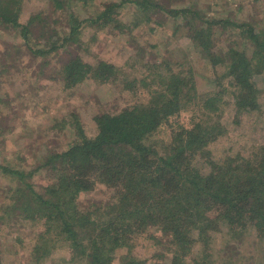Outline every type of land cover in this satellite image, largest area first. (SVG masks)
<instances>
[{"label":"trees","instance_id":"trees-1","mask_svg":"<svg viewBox=\"0 0 264 264\" xmlns=\"http://www.w3.org/2000/svg\"><path fill=\"white\" fill-rule=\"evenodd\" d=\"M27 1L0 0V31L19 39V46L40 61L43 71L62 50L64 54L72 46H82L85 25L122 32L125 27L118 16L129 4L138 7L143 22H152L150 12L155 9L182 20L196 52L214 69H222L217 89L201 94L195 74L183 62L148 63L154 70L139 81L148 90L146 103L96 114L93 136L76 114L61 118L52 126L45 153L34 156L31 165L1 157L0 179L5 188L0 186L4 200L0 228L16 232L33 228V245L24 252L27 260L153 264L136 253L145 239L162 246L161 242L167 243L165 254L171 264H217L216 257L227 251L222 243L221 249L216 247L219 235L240 240L249 233L262 244L264 145L229 154H213L212 147L227 133L223 115L231 103L239 115L263 113L264 27L255 21L208 19L198 9L166 7L157 0H121L104 3L101 13L87 21L70 14L68 32L49 31L42 12L23 15ZM53 1L57 11L65 10L69 0ZM226 27L237 30L239 37L234 46L217 51L216 28ZM63 61L50 70L49 78L66 90L87 80L117 83L125 73L104 60L91 64L76 55ZM137 83L126 88L135 90ZM184 112L192 113L191 128L174 126ZM167 126L171 141L160 146L154 138ZM37 177H43V182L38 183ZM99 186L110 191L108 203L80 199L82 194L92 197ZM60 251L66 254L57 257Z\"/></svg>","mask_w":264,"mask_h":264},{"label":"rangeland","instance_id":"rangeland-1","mask_svg":"<svg viewBox=\"0 0 264 264\" xmlns=\"http://www.w3.org/2000/svg\"><path fill=\"white\" fill-rule=\"evenodd\" d=\"M119 1L121 0H91L84 3L82 0H69L65 10L56 11L53 0H29L23 5V15L29 17L42 12L43 21L46 19L50 27L49 31L64 29L68 32L70 14L73 13L77 19L87 21L88 18L101 13L104 3ZM157 1L162 6L176 9H198L212 20L238 24L255 21L264 27V0ZM150 13L154 16L152 22L147 23L143 22L141 11L136 5L129 4L122 8L118 16L125 27L122 32L112 27L98 30L85 25L80 36L82 46H72L64 54L62 50V55L54 58L52 66L47 67L46 71L41 70L39 60L34 61L29 51L19 46V39L15 40L13 36L0 31V158L5 156L14 163L27 160V164L31 165L34 156L45 153L44 144L49 143L53 137L52 126L72 113L80 118L89 136L95 135L96 114L117 113L135 104L147 102L148 90L139 81L154 70L149 64L160 63L163 59L170 62L178 60L186 64L195 74L194 82L201 94L215 91V83L219 80L217 78L222 69H214L196 52L182 20H173L156 9ZM138 22L141 24L135 28ZM238 33L232 27L221 30L216 28V50L234 46L239 37ZM76 55L91 64L101 60L107 61L122 68L125 73L117 83L99 84L87 80L72 90H66L59 81L50 80V70L60 67L61 61ZM136 81L138 83L135 90L126 88L127 84ZM262 112L239 115L233 103L227 106L223 115L227 133L213 145V154H229L263 146L264 109ZM191 117L192 113L184 112L174 121V126L181 124L191 128ZM168 126L154 138L160 146L171 141V128ZM37 178L38 183L43 182V177ZM4 184L0 179V186L4 187ZM2 193L0 190V206L4 201L1 199ZM110 194L105 186H99L92 197L82 194L80 199L84 202L89 199L90 203L105 204L110 201ZM8 231L10 230L0 228V264H35L31 260L28 261L24 253L33 245V228L25 227L19 232ZM19 239H22L24 244H21ZM218 241L219 244L215 246L220 248L226 245L227 251L216 257L217 264H262L260 262L264 261V242L260 244L249 233L240 240L233 236L219 235ZM161 243L163 246L143 239L136 253L142 258H149L153 264L158 261L171 264V259L165 254L167 243ZM60 252L57 257L66 254L65 251ZM155 252L166 256L161 259L153 254ZM121 254L123 252L119 253ZM53 259L54 257L51 262Z\"/></svg>","mask_w":264,"mask_h":264}]
</instances>
